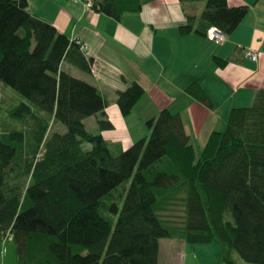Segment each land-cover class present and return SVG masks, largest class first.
<instances>
[{
  "label": "trees",
  "instance_id": "1",
  "mask_svg": "<svg viewBox=\"0 0 264 264\" xmlns=\"http://www.w3.org/2000/svg\"><path fill=\"white\" fill-rule=\"evenodd\" d=\"M91 2L117 22L142 10L140 0ZM248 13L206 0L200 20L229 36ZM191 20L181 36L200 33ZM213 61L223 68L232 60ZM92 63L27 0H0V239L15 245L14 264H159L161 240L215 243L220 264H240L233 253L264 264V90L231 109L199 152L167 110L146 122L147 138L115 150L83 124L98 117V129L112 131L109 103L63 69L92 77ZM144 93L136 82L117 93L120 115ZM185 94L214 109L196 83Z\"/></svg>",
  "mask_w": 264,
  "mask_h": 264
},
{
  "label": "crops",
  "instance_id": "2",
  "mask_svg": "<svg viewBox=\"0 0 264 264\" xmlns=\"http://www.w3.org/2000/svg\"><path fill=\"white\" fill-rule=\"evenodd\" d=\"M205 1L140 0V13L128 14L120 22L71 0L27 3L33 15L70 40L81 42L96 61V73L101 78L98 82L93 76L63 66L73 77L96 87L109 103L104 112L114 129L101 132L98 117H90L83 121L86 130L101 134L113 149L125 150L147 138L146 122L167 110L180 116L185 133L201 151L212 132H221L231 109L247 107L255 93L264 90V0H227L231 7L248 6L249 13L219 45L207 40L200 20ZM190 19L200 33L181 36L179 27ZM249 50L261 52L258 61L246 56ZM214 57L232 61L218 68ZM132 82L140 84L145 93L130 115L122 117L115 103L117 93ZM193 83L206 92L213 110L185 94L186 87ZM7 241L0 239V264L16 261L14 254L11 256V244L6 252ZM164 245L169 250L180 246L170 242ZM170 254L163 249L159 263L170 261Z\"/></svg>",
  "mask_w": 264,
  "mask_h": 264
},
{
  "label": "rangeland",
  "instance_id": "3",
  "mask_svg": "<svg viewBox=\"0 0 264 264\" xmlns=\"http://www.w3.org/2000/svg\"><path fill=\"white\" fill-rule=\"evenodd\" d=\"M79 4H82V3H79ZM82 5H84V4H82ZM85 7L88 8L87 6H85ZM88 9H92V8H88ZM93 65L96 66V61H94ZM94 79L96 80V82L101 81V78H100V80H97L96 78H94ZM3 95H8L9 97L14 95V99L16 101L19 98V96L17 94H15L13 91H11L10 89H6L5 93H3ZM251 103L252 102H250V104H247L248 105L247 107H249L251 105ZM87 125H88V123H87ZM224 127H225V125L223 126V128L220 131H223ZM57 129L61 133L65 132V128L61 125L58 126ZM87 130L92 134L96 133V132H93L90 128H87ZM128 186H129V184H127V187ZM2 240L6 241L7 239L2 238ZM7 242L8 243H7V247H6V252H7V250H9L10 247H8V246L11 244V246L13 247V253L11 252V256L14 254V257H16L15 245L10 240ZM166 242L173 243L176 246L179 244H180V246H181V244H184L182 242L177 243V241L174 242V241H170V240H161L160 244H161L162 250L160 252V257H162L163 249H167L168 254L171 251L170 258H169L170 261L168 260V262H165L164 264H220L217 260V254L219 252V248L215 243H210L207 245H191V244L187 245V244H184V246H182V247H180V246L174 247L172 250H169L168 246L164 245ZM232 261H234L236 263H240V264H250V263H245L244 261H242V259L236 253H233ZM159 264H161V262Z\"/></svg>",
  "mask_w": 264,
  "mask_h": 264
},
{
  "label": "built area",
  "instance_id": "4",
  "mask_svg": "<svg viewBox=\"0 0 264 264\" xmlns=\"http://www.w3.org/2000/svg\"><path fill=\"white\" fill-rule=\"evenodd\" d=\"M71 1L74 3H82L85 6H87L88 8L92 7L91 0H71ZM206 38L209 42H211L215 45H219L222 42H224V40H225V36L221 33V31H219L215 27L208 28V30L206 31ZM78 45L81 47L82 52H84L86 55H88V52H87L88 48L79 41H78ZM246 56L249 57L252 61H258V59L261 56V52L249 50L246 52ZM93 63H94V61H93ZM93 63H92V65H93ZM92 65H91L92 76L95 77L97 80H100V77L96 73V66L95 65L92 66ZM5 239H7V238H5Z\"/></svg>",
  "mask_w": 264,
  "mask_h": 264
}]
</instances>
